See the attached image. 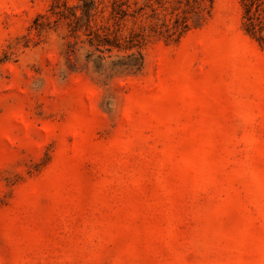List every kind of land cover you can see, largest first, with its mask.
Wrapping results in <instances>:
<instances>
[{
    "label": "rangeland",
    "instance_id": "rangeland-1",
    "mask_svg": "<svg viewBox=\"0 0 264 264\" xmlns=\"http://www.w3.org/2000/svg\"><path fill=\"white\" fill-rule=\"evenodd\" d=\"M51 1L0 0V264H264V48L240 0L170 38L174 0L122 20L96 0L76 30Z\"/></svg>",
    "mask_w": 264,
    "mask_h": 264
},
{
    "label": "trees",
    "instance_id": "trees-1",
    "mask_svg": "<svg viewBox=\"0 0 264 264\" xmlns=\"http://www.w3.org/2000/svg\"><path fill=\"white\" fill-rule=\"evenodd\" d=\"M111 6V14L118 19H124L128 16L135 17V12L128 10V0H108ZM170 1V0H168ZM175 7L170 11L173 15L172 23L163 22L158 27H153V31L159 33L166 38L177 37L184 31L188 30L191 25H195L203 20L213 7L214 0H174ZM243 10V27L245 31L254 37L259 45L264 48V0H240ZM107 6V4H105ZM151 6V10L154 8ZM142 8V7H141ZM140 8V9H141ZM50 14L57 19L64 18L72 22L74 29H79L83 24L90 28V23L95 15L96 0H52L48 8ZM154 15L151 13L148 16ZM38 18L35 20L37 23ZM37 27V26H36ZM88 35H91L89 33ZM96 43L90 40L91 44H95L98 48L104 46L109 48L112 44L106 38H98ZM119 47V46H117Z\"/></svg>",
    "mask_w": 264,
    "mask_h": 264
}]
</instances>
